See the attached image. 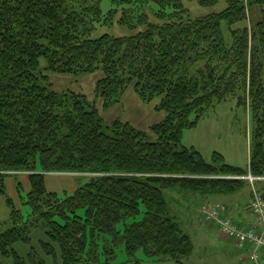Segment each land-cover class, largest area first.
<instances>
[{"label": "trees", "instance_id": "obj_1", "mask_svg": "<svg viewBox=\"0 0 264 264\" xmlns=\"http://www.w3.org/2000/svg\"><path fill=\"white\" fill-rule=\"evenodd\" d=\"M102 1L0 0V196L9 209L0 264H47L58 254L61 264H99L101 255L110 264L120 244L129 261L142 250L185 264L193 246L169 215L165 191L227 197L249 185L246 176L264 177V0H225L223 10L198 17L182 0H108L106 12ZM113 23L125 34L98 32ZM47 71L99 72L95 96L104 108L132 86L142 101L158 98L164 118L150 134L106 124L86 96L51 90ZM230 98L253 121L245 169L218 153L206 162L181 142L184 129ZM11 171L28 174L26 216L6 193ZM49 174L77 176L75 190L49 191ZM140 206L142 218L126 224ZM34 233L42 234L37 245ZM17 243L29 247L25 256Z\"/></svg>", "mask_w": 264, "mask_h": 264}, {"label": "rangeland", "instance_id": "obj_2", "mask_svg": "<svg viewBox=\"0 0 264 264\" xmlns=\"http://www.w3.org/2000/svg\"><path fill=\"white\" fill-rule=\"evenodd\" d=\"M185 7L192 17L203 16L213 12H219L224 9L225 0H218L214 5H200V0H182ZM109 8L108 0H103L101 9L106 12ZM249 17L256 19L258 17L257 8H253ZM248 21V20H247ZM246 25L249 24L244 23ZM243 24V25H244ZM123 30V29H122ZM223 35L227 44L230 42V35L226 24H222ZM98 32H108L110 34L120 33L116 23L111 26L105 25ZM40 66H44V61L40 60ZM48 75L47 83L49 88L56 92L71 91L86 96L90 103H93L98 109L100 115L106 124L115 120L128 122L136 129L145 131L150 134V127L159 123L164 118V112L156 109L159 102L155 98L149 102L142 101L135 93L132 86H129L123 93L120 102L109 108H104L100 97L95 96V83L100 77L99 72L87 74H62L46 72ZM193 117V115L191 116ZM152 136V135H151ZM253 137V121L248 109L240 106L235 98H230L225 102L219 103L208 109L204 116L198 121L196 126L184 129L181 135V142L185 147L197 150L206 162H211L213 154L218 153L223 157L225 163L234 167L245 169L247 167L250 146ZM28 176L26 172L11 171L8 177ZM73 176V175H71ZM7 177V178H8ZM77 176H73L76 178ZM81 182L86 181L85 177H80ZM47 179V183L58 189L60 196L71 194L69 191L68 179L56 180ZM60 180V181H59ZM59 181V182H58ZM73 183L76 184L75 181ZM254 191L264 195V181H255L244 188L235 192L234 207L238 211L232 214L233 221L239 227H243L242 215L247 216L250 220L254 219V214L249 210L250 201L253 198ZM6 193L14 201V205L19 207L23 215L29 213V207L23 204L26 192L24 188H19V196H13L11 189L6 188ZM168 204L169 215L179 225L182 231L187 234L193 246L192 254L185 260V264H251L245 258L247 250L243 244H239L235 239H228L222 235L216 223L207 222L202 212L204 206H209L208 197L180 192L177 188L165 191ZM218 201V200H217ZM221 202V201H219ZM8 207L3 196H0V220L7 219ZM141 212L134 218L126 220V224L139 221L142 218L143 207L140 206ZM249 211V212H248ZM85 210H79L81 216ZM230 214V213H229ZM228 214V215H229ZM222 216H227L223 211ZM124 223L117 224V229L122 231ZM33 245H37V239L42 237L40 233H34ZM17 252L25 256L30 250L29 247L17 243L14 245ZM47 264H61L59 254L55 259L46 258ZM104 256L99 258V264H104ZM110 264H177L172 260L159 261L147 257L142 250L135 254V259L128 260L122 244L116 247V256L110 260Z\"/></svg>", "mask_w": 264, "mask_h": 264}, {"label": "built area", "instance_id": "obj_3", "mask_svg": "<svg viewBox=\"0 0 264 264\" xmlns=\"http://www.w3.org/2000/svg\"><path fill=\"white\" fill-rule=\"evenodd\" d=\"M250 183L255 180H264V177H245ZM205 220L216 223L222 235L228 239H235L239 244H249L247 259L251 264H262L261 256L264 252V195L260 192L253 193L249 210L254 214L255 222L250 228H241L234 224L230 216H222L224 206L218 201L203 207Z\"/></svg>", "mask_w": 264, "mask_h": 264}, {"label": "crops", "instance_id": "obj_4", "mask_svg": "<svg viewBox=\"0 0 264 264\" xmlns=\"http://www.w3.org/2000/svg\"><path fill=\"white\" fill-rule=\"evenodd\" d=\"M72 177L73 176H71V175H65V174H53V175L49 174V175L45 176L44 181H45L46 188L49 191H53V192L57 193L58 189H56L55 186L48 184L47 183V179H49V178L51 179L52 178V179H54L53 181L57 183L56 180H58V179L64 180V178H67L68 181H69L68 182V187H69L68 190L69 191H74L75 187H76V184L73 183L74 178L72 179ZM5 187L6 188L8 187L9 189H11L13 196H15V195L19 196V188L23 187L24 191L27 193L29 191V189H30V184H29V180H28L27 176H25V177L18 176V178L16 176V177H8V178H6L5 179ZM215 200H218V201L222 202V204L225 206V213L227 215L230 213L229 216H231L232 214H235L238 211V207H236V206L234 207V202H233L234 196L211 198V199H209L208 202H212V201H215ZM241 219H242V222H243V225H242L243 227L242 228H250V227H252L254 225L255 218L253 220H250L247 216L242 215ZM243 245H244L243 247L245 248V250H247V254H248L249 244L246 243V244H243ZM247 254H246L245 258H247ZM261 263L264 264V252H262Z\"/></svg>", "mask_w": 264, "mask_h": 264}, {"label": "bare ground", "instance_id": "obj_5", "mask_svg": "<svg viewBox=\"0 0 264 264\" xmlns=\"http://www.w3.org/2000/svg\"><path fill=\"white\" fill-rule=\"evenodd\" d=\"M227 215V214H226Z\"/></svg>", "mask_w": 264, "mask_h": 264}]
</instances>
